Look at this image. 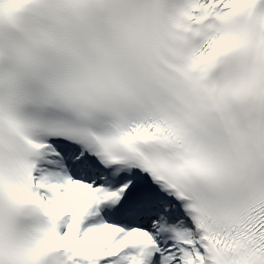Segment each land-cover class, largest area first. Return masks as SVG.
<instances>
[{
    "label": "snow or ice",
    "instance_id": "snow-or-ice-1",
    "mask_svg": "<svg viewBox=\"0 0 264 264\" xmlns=\"http://www.w3.org/2000/svg\"><path fill=\"white\" fill-rule=\"evenodd\" d=\"M0 264H264V0H0Z\"/></svg>",
    "mask_w": 264,
    "mask_h": 264
}]
</instances>
